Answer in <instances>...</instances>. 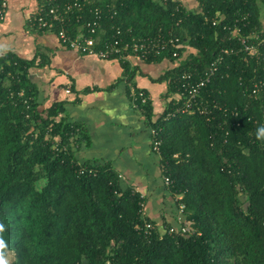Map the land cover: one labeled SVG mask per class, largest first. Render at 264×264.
Listing matches in <instances>:
<instances>
[{
  "label": "trees",
  "instance_id": "1",
  "mask_svg": "<svg viewBox=\"0 0 264 264\" xmlns=\"http://www.w3.org/2000/svg\"><path fill=\"white\" fill-rule=\"evenodd\" d=\"M163 1L103 0L116 10L103 28L179 37L180 57L167 54L179 62L168 74L170 92H178L182 74L197 81L221 50L238 44L228 29L237 20L250 15L238 24L244 35L259 21V0H198L197 11ZM185 46L196 53L182 57ZM34 66L35 59L11 51L0 55V223L12 264H264V141L255 137L264 100L249 95L255 82L264 83V50L258 58L225 56L202 91L221 110L169 120L165 111L154 120L145 105L162 140L164 175L182 196L191 230L170 235L157 227L149 237L139 230V195L122 188L110 165L81 163L95 175L78 173L71 143L77 127L57 119L65 112L61 103L38 111Z\"/></svg>",
  "mask_w": 264,
  "mask_h": 264
},
{
  "label": "crops",
  "instance_id": "2",
  "mask_svg": "<svg viewBox=\"0 0 264 264\" xmlns=\"http://www.w3.org/2000/svg\"><path fill=\"white\" fill-rule=\"evenodd\" d=\"M7 1V15L0 22V44L21 58L35 59L29 75L37 88L38 111L63 104L65 112L57 119L65 118L77 127L71 140L78 162L110 165L123 189L145 195L146 218L159 229L177 227L179 198L164 182L161 156L152 145L148 110L134 107L130 90L133 86L144 91L153 119L161 118L179 99L177 92H170L168 77L178 60L131 57L121 62L84 55L62 45L54 32L31 26L29 18L42 0ZM258 3L256 30L264 35V0ZM182 5L193 11L201 9L198 0H182ZM185 47L182 57L196 53Z\"/></svg>",
  "mask_w": 264,
  "mask_h": 264
},
{
  "label": "built area",
  "instance_id": "3",
  "mask_svg": "<svg viewBox=\"0 0 264 264\" xmlns=\"http://www.w3.org/2000/svg\"><path fill=\"white\" fill-rule=\"evenodd\" d=\"M103 0H42V4L30 16L31 26L43 32H54L60 43L72 50L78 51L84 55H90L104 60H119L126 62L131 57H137L142 60L150 58L164 57L169 54L172 58L180 57L182 42L179 37L170 34L169 36L159 33L152 37L137 38L133 36L132 29H122L111 25L109 32L103 28L104 19H114L116 10L113 5L102 4ZM176 3V11L182 7V0H164L163 3ZM8 11V1L0 0V22L4 21ZM249 14L244 15L241 20H237L233 28H228L231 32L230 39L237 40V45L224 48L210 65L202 72L197 81L193 80V74L184 73L180 77L177 86L179 99L173 102L167 110L164 120H169L179 114H192L198 111L200 114L209 115L213 109H222L218 104L210 105L202 97V91L212 82V78L218 71L219 66L224 62L226 55H238L243 53L248 57L258 58L264 50V35L257 30L248 35L242 34L239 27L240 22L247 23ZM215 25L216 23L213 22ZM76 30V31H75ZM68 92V91H67ZM22 95V93H21ZM251 97L255 100H264V83L255 82L250 90ZM130 96L134 107H143L148 104L149 98L142 90L131 87ZM226 111V110H224ZM238 115V111L233 113ZM159 132L152 129L153 149L159 155L161 154L162 140L158 137ZM72 143V140H71ZM59 142L54 145V149L59 151ZM63 148H61L62 150ZM65 150V148H64ZM78 173L93 174L95 171L88 167L77 164ZM164 182L172 186L173 181L169 176L164 175ZM139 195L140 208L139 215L143 224L139 230L145 237L152 235L157 225L146 220L145 216V195L133 190ZM180 201L181 195H176ZM185 205L179 202L177 227L171 226L166 230L170 235L175 232L183 234L190 233L188 226L184 225Z\"/></svg>",
  "mask_w": 264,
  "mask_h": 264
},
{
  "label": "clouds",
  "instance_id": "4",
  "mask_svg": "<svg viewBox=\"0 0 264 264\" xmlns=\"http://www.w3.org/2000/svg\"><path fill=\"white\" fill-rule=\"evenodd\" d=\"M7 51V46L5 44H0V55H3ZM255 137L258 141H264V124L256 129ZM6 230L5 224L0 223V264H11L9 257L14 256L13 250L9 248L8 242L3 236Z\"/></svg>",
  "mask_w": 264,
  "mask_h": 264
},
{
  "label": "rangeland",
  "instance_id": "5",
  "mask_svg": "<svg viewBox=\"0 0 264 264\" xmlns=\"http://www.w3.org/2000/svg\"><path fill=\"white\" fill-rule=\"evenodd\" d=\"M9 258H10V261H11V264H12L14 262V260H15V256H10Z\"/></svg>",
  "mask_w": 264,
  "mask_h": 264
}]
</instances>
